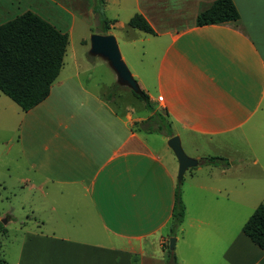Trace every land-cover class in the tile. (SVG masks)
Masks as SVG:
<instances>
[{"label": "crops", "instance_id": "obj_1", "mask_svg": "<svg viewBox=\"0 0 264 264\" xmlns=\"http://www.w3.org/2000/svg\"><path fill=\"white\" fill-rule=\"evenodd\" d=\"M29 1L0 0V26L31 12L67 34L68 44L59 74L37 106L24 112L0 92V135H8L9 151L15 142L23 166L17 180L21 207L33 221L30 229L17 221L13 255L0 258L7 264H168L167 244L174 237L175 264H264V251L242 233L264 200L249 212L243 201H232L222 183L229 169L221 162L199 165L224 159L219 156L201 151L194 157L189 191L180 196L183 220L172 235L178 183L167 145L177 136L196 150L221 149V138H244L264 123V0H231L238 21L206 26H196V18L215 0H103V12L109 4L116 12L105 17L106 34H97L117 39L112 29L119 23L127 30L125 43L147 47L135 77L148 97L144 106L163 121L153 131L159 141L150 139L152 126L135 130L136 121L145 119H136L135 103L125 93H97L88 86L92 77L81 80L106 63L74 49L67 59L75 17L60 26ZM120 12L126 25L115 18ZM135 14L154 34L127 26ZM132 31L142 37L130 38ZM79 46L86 49L87 41ZM252 163L258 165L254 156Z\"/></svg>", "mask_w": 264, "mask_h": 264}, {"label": "rangeland", "instance_id": "obj_2", "mask_svg": "<svg viewBox=\"0 0 264 264\" xmlns=\"http://www.w3.org/2000/svg\"><path fill=\"white\" fill-rule=\"evenodd\" d=\"M29 3L32 9L43 14V16L48 19L60 23V26H63V24L66 25V22H71V18L75 17L72 22L73 31L70 40V48H68L67 51V59L72 49L76 50L79 56L87 54L89 51L90 36L97 34V32H101V17L110 19L115 16L116 12L112 4H109V8L103 12L100 2H96L95 0H53V3H51L50 0H30ZM23 7L26 8L25 3ZM115 18L118 22L126 25V15L123 12H120L119 16ZM118 24H116L115 29H112V32L117 36L116 42L121 58L137 83L139 81L135 75L139 74L140 67L141 65L143 66L140 61L142 59L144 61L145 58H143L142 53L144 47L145 49L147 47L145 43L143 44L140 42H135L134 44L125 43L123 38L127 30L120 29ZM131 33L135 34L129 35L131 36L130 38L134 37L138 39L142 37L141 32L132 31ZM81 39L87 41L86 49L79 46ZM96 61L97 63H101L99 60ZM106 65L103 64L102 67H95L89 73L82 74L81 80L85 83L88 76L92 77L88 86L91 87L92 84V87H94L93 89L97 93L102 89H113L112 92L118 90L119 92L125 93L129 99V103L131 101L135 103L136 119H141L142 117L145 119L136 121L135 130L141 131V129H145L148 126L153 127L154 124L151 121L152 114L148 112L143 101L141 102L134 97L129 89L116 85V79L113 78L114 74L109 66ZM85 71L86 69H83V72ZM148 81L149 78H146V82ZM143 121L146 122L143 124ZM139 122H142V124L138 125ZM254 127L253 130L250 131L249 129L245 132L244 138H221L220 140L223 144L221 149H208L201 146L196 150L195 144H191L189 141L186 143L185 140L187 137L183 139L181 144L184 154L189 158L194 159V157L198 155V152L202 151L207 154V156H219L224 158L223 160L225 162L226 159L231 162L230 165L222 162L225 168L229 169L227 176L222 182L223 187L225 191L228 192V196L232 201H243L248 212L260 198L264 200V148L262 147V142L264 140V123L255 125ZM152 133L150 139L159 141L160 136H158L157 133ZM6 138H8V135L7 137H2L0 135V256L2 253L6 252L7 257L10 258L13 255V249L16 243L15 240L17 238L16 229L19 225L17 221L25 223L28 229L32 228L33 221L30 212L23 210L21 207V196L24 192L18 186L19 182L17 180L22 174L21 171H23V166L19 164L20 162L17 159L15 142L12 143V148L9 151L8 147L5 145ZM15 140L16 139H13V141ZM197 141L195 140L197 144L203 143L200 140ZM168 149V157L173 161L174 168L176 169V171H174L175 177L177 179L178 163L171 149ZM253 156L257 158L258 165L252 163ZM199 165L202 166L203 164ZM191 169L192 168L188 169L183 175L182 183L179 186L180 196L189 191V173L192 171ZM6 220H9V223H6ZM176 231L177 228L172 231V235L176 234ZM171 239L175 238L171 237Z\"/></svg>", "mask_w": 264, "mask_h": 264}, {"label": "trees", "instance_id": "obj_3", "mask_svg": "<svg viewBox=\"0 0 264 264\" xmlns=\"http://www.w3.org/2000/svg\"><path fill=\"white\" fill-rule=\"evenodd\" d=\"M103 3V0H95ZM238 12L231 0H215L196 18V26L237 22ZM101 30L106 34L109 22L101 17ZM127 26L147 34H154L147 21L139 14L132 16ZM68 44V36L31 12H25L0 26V92L14 102L22 111L27 112L43 101L50 86L57 78L63 64ZM140 90V89H139ZM132 94L148 104L147 95L140 90ZM157 125L150 132H159L163 121L155 113L151 119ZM225 162L212 157L201 164L216 165ZM225 164H227L225 162ZM228 165V164H227ZM175 191L172 231L182 222L184 205L181 201L179 186ZM242 233L260 250L264 251V204H259L242 226ZM169 250V243L167 244ZM168 264H175L171 251H168ZM0 264H7L0 258Z\"/></svg>", "mask_w": 264, "mask_h": 264}, {"label": "water", "instance_id": "obj_4", "mask_svg": "<svg viewBox=\"0 0 264 264\" xmlns=\"http://www.w3.org/2000/svg\"><path fill=\"white\" fill-rule=\"evenodd\" d=\"M88 54L92 57L102 59L116 76L118 85L129 89L131 92L138 94L139 87L134 78L132 77L127 66L123 62L116 39L113 35L93 34L89 39ZM168 147L173 152L177 163V183L180 184L183 179L184 173L198 165V161L187 157L181 147L180 139L177 136L171 137L167 142ZM175 239H169V250H174Z\"/></svg>", "mask_w": 264, "mask_h": 264}, {"label": "built area", "instance_id": "obj_5", "mask_svg": "<svg viewBox=\"0 0 264 264\" xmlns=\"http://www.w3.org/2000/svg\"><path fill=\"white\" fill-rule=\"evenodd\" d=\"M158 101H162V97H158Z\"/></svg>", "mask_w": 264, "mask_h": 264}]
</instances>
